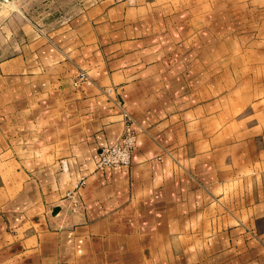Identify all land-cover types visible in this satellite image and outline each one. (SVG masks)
I'll return each instance as SVG.
<instances>
[{
    "label": "crops",
    "instance_id": "crops-1",
    "mask_svg": "<svg viewBox=\"0 0 264 264\" xmlns=\"http://www.w3.org/2000/svg\"><path fill=\"white\" fill-rule=\"evenodd\" d=\"M225 1L0 2V264H264V0Z\"/></svg>",
    "mask_w": 264,
    "mask_h": 264
},
{
    "label": "built area",
    "instance_id": "built-area-1",
    "mask_svg": "<svg viewBox=\"0 0 264 264\" xmlns=\"http://www.w3.org/2000/svg\"><path fill=\"white\" fill-rule=\"evenodd\" d=\"M77 81L89 82V78L84 72H80ZM123 130L119 138L111 145L103 147L97 153L94 159V166L97 170L107 168L124 167L127 168L131 162L132 150L135 146V135L131 131L133 123L131 117L125 111H122ZM83 182H79L74 191H70L64 197L71 211L80 208L77 190Z\"/></svg>",
    "mask_w": 264,
    "mask_h": 264
},
{
    "label": "rangeland",
    "instance_id": "rangeland-1",
    "mask_svg": "<svg viewBox=\"0 0 264 264\" xmlns=\"http://www.w3.org/2000/svg\"><path fill=\"white\" fill-rule=\"evenodd\" d=\"M94 1H96V0H73V7L72 8H74L75 6H77L78 8L79 7H81V6H83V5H88L89 3H92V2H94ZM0 2H2V3H4L5 5H6V7H9L10 8V5H11V3H10V0H0ZM182 2H184L185 4H193V3H198V2H200V0H182ZM202 3H206L207 1H201ZM217 2L219 3V2H226L225 0H217ZM34 3H36V2H34ZM255 5H256V2H255V0H249V9L251 10V9H253L252 7L254 6V8H255ZM55 6H58L57 4H55ZM251 15H252V13L250 12L249 13V16H250V18H251ZM249 23H250V25H252L253 23H254V21L252 22L251 20L249 21ZM250 30H252L253 28H249ZM254 40V39H253ZM255 41H256V39H255ZM251 42V41H250ZM254 42V41H253ZM251 43L250 45H249V47H248V49L250 50V51H256L257 50V44L256 43ZM241 49H239V51H240ZM238 61H235V65L236 66H239V64H240V61H241V59H237ZM235 76H237V75H235ZM235 76H233L232 78H233V81H236V79H237V77H235Z\"/></svg>",
    "mask_w": 264,
    "mask_h": 264
},
{
    "label": "water",
    "instance_id": "water-1",
    "mask_svg": "<svg viewBox=\"0 0 264 264\" xmlns=\"http://www.w3.org/2000/svg\"><path fill=\"white\" fill-rule=\"evenodd\" d=\"M58 211H59V208H55V209L53 210V215H55Z\"/></svg>",
    "mask_w": 264,
    "mask_h": 264
}]
</instances>
